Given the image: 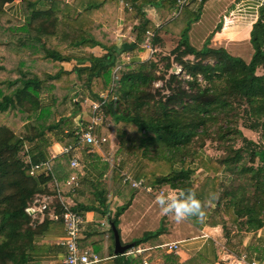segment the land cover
<instances>
[{
    "label": "trees",
    "instance_id": "trees-1",
    "mask_svg": "<svg viewBox=\"0 0 264 264\" xmlns=\"http://www.w3.org/2000/svg\"><path fill=\"white\" fill-rule=\"evenodd\" d=\"M14 1L0 0V116L8 115V121L0 123V264H30L37 240L64 227L50 216L55 206L42 219L27 208L41 193L56 194L43 187L70 175L63 167H70L75 151L55 158L52 173L31 175L30 170L46 158L51 132L61 131L65 144L77 141L75 129L71 130L73 117L82 113L86 96L101 103L95 112L88 107L90 112L104 111L116 126L119 142L141 157L137 179H143V185L157 190L167 185L178 194L191 189L204 202L203 215L188 218L197 226L222 225L226 233L236 226L240 234L263 225L264 23L260 19L251 31L252 57L246 60L214 46L212 36L201 48L191 43L189 31L203 4L198 10L185 7L158 26L145 5L163 7L170 15L178 0H20L24 19L8 11ZM122 1L132 9L125 12L124 39L118 45ZM148 31L153 32L150 43L168 52L136 60ZM97 46L104 50L101 56L90 51ZM125 54L133 59L127 62ZM71 59L79 63L73 80L63 65ZM103 91L109 92L105 100ZM80 123L85 124L83 115ZM102 127V134L109 135L110 130ZM244 129L258 132L259 140L246 136ZM208 141L218 154H204ZM127 187L131 197L114 213L106 187L97 188V204L81 209L109 213L119 228V218L135 192ZM54 201L59 202L57 197ZM56 212L61 213L60 208ZM163 233L164 223L144 233L132 243L153 241V250L131 260L115 255L116 264H143L144 259L157 257L164 264H202L198 254L181 262L180 256L168 252L162 246ZM228 246L232 250L231 242Z\"/></svg>",
    "mask_w": 264,
    "mask_h": 264
},
{
    "label": "crops",
    "instance_id": "crops-1",
    "mask_svg": "<svg viewBox=\"0 0 264 264\" xmlns=\"http://www.w3.org/2000/svg\"><path fill=\"white\" fill-rule=\"evenodd\" d=\"M65 1L67 3L70 2L69 0ZM124 3L125 2L122 1L119 8L118 26L116 30L118 45H121L124 39L123 22L125 18V12L129 10L125 8ZM202 4L203 6L200 18L192 23L191 29L189 31L191 43L197 48H201L205 44L206 40L212 36V44L214 46L224 47L232 55L250 60L253 54L251 31L253 25L259 19L264 23V0H191L189 4L184 6V8L190 7L193 10H198ZM147 6L157 8L155 5L147 4L144 7L145 11ZM177 7L178 6H176L175 9H177ZM7 9L15 17L24 19L23 8L20 0H16L13 3L8 4ZM175 9H173L171 13ZM160 10L165 11V8H161ZM208 13L212 16V18L209 23H206L205 16L208 15ZM147 15L155 22L156 25H158L159 22H157V20H154L151 16H149L148 13ZM161 23L162 22L160 21V25H162ZM225 23L228 24L225 25ZM155 48L157 49V47ZM90 51H92L97 56H101L104 53V50L98 46L90 49ZM75 53L78 55L83 54L82 52ZM153 55L154 54L146 49L143 44V49L138 52L134 59L146 61L152 58ZM124 56L126 57L127 62L133 59V57H130L129 54H125ZM67 64L72 66L68 67ZM63 65L66 70L71 72L70 77L72 73L77 76L75 68L79 66L78 60L71 59L64 61ZM260 73H264V70H260ZM86 97H88V99H90L92 102L95 101L89 96ZM84 109L85 111L82 109V113H79L76 115V117H73L75 126L73 125L71 130L75 129V135L78 129H86L91 124L90 118L88 119L85 115H90V117H93L94 114L90 112L91 110H89V108L85 107ZM82 115L85 119V124L80 123ZM103 115L108 117L105 114ZM101 121L102 119H100L98 126L95 125L96 128L94 126L93 130L95 133L101 136H106L108 139L107 142L101 144L100 146H80L71 157V159L74 157L77 158L80 162V166L78 168L72 167L70 161V167L68 166L69 168L67 165L63 167V172H68L70 175L75 174L78 176V185L75 188V192L69 191L67 189L68 187L64 186L66 179H64L63 182H61V180L59 182L65 189L64 195L66 201L71 203L75 210H79L85 218L84 228L80 238L81 246L90 248L101 257L102 260L95 264H116L115 255L117 254L115 253V237L114 240L111 238L110 229L113 230V228L109 219V213L105 215L98 211L83 210L81 208L97 204V188L100 189L101 187H106L109 196V210L113 213L115 210H117V208H119V206L127 202V200L131 197L129 192L130 190H128L127 185L131 186L133 190H135V192L131 193L133 198L132 203L128 208L132 207L133 202L135 201L137 190L142 189L151 197L153 196L152 194L154 188L151 184L143 185V179H137V176L143 167L141 157L137 156L131 166H127L125 161L122 163L120 161L113 162L112 158L108 157L114 152L115 148L113 145L108 144L109 138L112 137L111 133H109V135L102 134L101 131L103 129V124L101 125ZM49 135L52 139V143L46 150V158L44 160H49L51 153H60L58 156L63 155L61 150L62 147L66 145L62 141L65 136L64 134H61V131L58 133L51 132ZM119 144L121 143L119 142ZM30 147H32V145ZM30 147L28 145V148ZM96 152L100 156L99 161L98 159H93V153ZM60 164L61 163H59L58 166ZM126 175H129L130 178L126 179ZM131 180L139 182L142 181V184L136 187L132 184ZM43 188L49 189L54 193L52 183H49ZM162 189L163 188H161V190ZM38 196L40 198L52 196V194L41 193ZM51 206H55L56 209L60 208L62 212L60 202L55 203L54 201ZM150 206L151 204L148 203L147 209H150ZM56 209L54 212H56ZM125 213L126 211L119 218L118 230H120L119 233L121 242L123 244H128L132 243V241L135 239L140 238L148 231H145L140 237L134 238V236L130 234L132 231L129 229V232H126L125 239H123L122 234L123 224L125 223ZM45 214L46 212L44 215L38 213L41 219L45 216ZM167 216L168 215H161L162 219ZM172 222L174 223L173 220ZM137 223L138 221H136L135 224ZM170 225V229L164 227V233L160 236L161 240L164 242L162 246L168 247L165 245L168 243L180 244L177 252L174 253L180 256L181 262L197 254L200 256L202 264H246L251 261H264V223L257 230L244 231L240 234H238L239 231L236 226H233L231 233H226L222 225L209 226L206 223H203V225H199L197 227L198 233L192 235L191 237L190 235H184L183 233L179 234V232L175 234L173 231V224L170 223ZM64 233V227L61 225V227L59 229L57 228L56 231L46 234L45 236H41L36 242L37 247L33 252V257L30 264H65L64 260L66 257V247L59 243L60 239L64 236ZM169 235H173V238L168 239ZM236 235H240V237L236 238ZM230 242L233 246H231L232 250L228 246ZM139 245L150 247V249L147 251L153 250V241ZM168 252H172L169 247ZM135 256L137 255L126 257L131 260ZM145 260L148 259H144V261ZM149 264H164V260L161 257H157L156 259L149 261Z\"/></svg>",
    "mask_w": 264,
    "mask_h": 264
},
{
    "label": "built area",
    "instance_id": "built-area-1",
    "mask_svg": "<svg viewBox=\"0 0 264 264\" xmlns=\"http://www.w3.org/2000/svg\"><path fill=\"white\" fill-rule=\"evenodd\" d=\"M191 0H178V7L171 13V18H176L179 16L181 11L183 10L184 6L189 4ZM125 8L131 10L132 7L124 3ZM228 23H225L227 25ZM153 36L152 31L147 32V40L144 43V47L148 49L152 54L155 53L157 50L151 43H150V38ZM117 71V70H115ZM109 92L108 91H103L101 93V97L104 98V100L108 97ZM93 106V111H97L101 103L99 102H94ZM97 115H93V119L91 121V124L88 126L86 129H78L76 132V139L77 141L75 143H68L62 147L61 153L62 154H69L73 151H76L80 146L82 145H90V146H100L101 144L107 142V137L106 136H101L97 133L94 132V126L98 125L100 122V119L97 118ZM60 153L54 154L51 153V157L49 160H44L41 161L40 163L32 164L30 173L31 175H36L40 171H47L52 173L53 172V167H52V162L55 158L58 157ZM71 165L72 167L78 168L80 166V162L77 158H72L71 159ZM130 178L129 175H126V179ZM132 184L134 186H140L142 184V181H135L131 180ZM53 190L56 193V197L59 199L60 205L62 212L60 214L54 212V209L52 212H50L51 218L54 220H61L64 224V236L60 239V242L62 245L66 247V257H65V264H95L100 262L102 259L101 257L95 253L93 250L90 248H85L81 246L80 244V238L82 236L83 228H84V223H85V218L83 214L75 210L72 207V204L66 201L65 198V189L63 188L62 184H60L59 180L57 178H54L53 182ZM64 186L68 187L67 189L69 191L75 192V188L78 185V176L73 174L70 175L69 177L66 178L64 182ZM163 193V191L161 192ZM55 195L52 196H46L40 197L37 196L36 200L33 202L31 206L27 208L28 212H31L33 214L36 213H41L44 215L47 209L51 207V204L54 202V199L56 198ZM169 247V249L172 252H177L180 244L178 243H173V244H165ZM150 247H144L142 245H135L130 247L125 251V255L130 257L134 255H142L144 254ZM144 264H149L148 260L144 261ZM246 264H264V261H251Z\"/></svg>",
    "mask_w": 264,
    "mask_h": 264
},
{
    "label": "rangeland",
    "instance_id": "rangeland-1",
    "mask_svg": "<svg viewBox=\"0 0 264 264\" xmlns=\"http://www.w3.org/2000/svg\"><path fill=\"white\" fill-rule=\"evenodd\" d=\"M161 8L163 9V7ZM161 8H152L151 6L146 7V12L149 14V16H151L154 20H157V22H159L158 26L160 25V21L162 22L161 24H164L168 20L171 19V16L169 14H166V10L165 11L160 10ZM205 17H206L205 22L209 23L211 21L212 16L208 13V15H206ZM157 49L158 50H156L155 52H162V53L168 52L166 49H163L159 46L157 47ZM67 66L70 67L72 65L67 64ZM174 68L179 69L177 67H174ZM177 71L180 72V70H177ZM74 78H76V75L72 73L70 79L73 80ZM160 84L161 83H158V85ZM71 86L76 87V85L74 84H72ZM94 102L95 101L93 102L90 101L88 97H84L82 99L83 110L85 111L84 108L85 107L88 108L89 106H91V104L93 105ZM103 114H104V111L100 112V115L97 116V118L102 119L101 123L104 124L105 128L110 130L112 137L109 138L108 144L113 145V147L115 148L114 152L110 154V156L108 157H111L113 162L120 161L122 163L123 161H125L127 163V166H131L134 163L137 156L126 148V146H128L127 143L119 144V139L117 138L116 126L114 125V122L111 120L110 117H106ZM85 116H87L88 119L90 118V120L92 121L93 118L90 117V115L89 116L85 115ZM7 121H8V115L0 116V123H5ZM244 133L246 134V136L253 138L255 140H259L260 138V134L252 130L244 129ZM209 144L210 142L208 141L205 147V150L203 151L204 154L210 155V156L218 154V151ZM93 155H94L93 159H98L99 161L100 156L98 155V153L97 152L93 153ZM201 171L202 170H198V172H201ZM162 188H163L162 190H159V189L157 190L156 188H154L153 194H152L153 196L151 197L149 194L145 193V191H143L142 189L137 190L136 195H135V201L133 202L132 207L128 208L124 215L125 223L123 224V234H122L123 239H125L126 232L127 231L129 232V229L132 231L130 232V234L134 236V238H137V237H140L145 231L152 232L156 230L163 223H164V227H166L167 229L171 228L170 223H172L174 226L173 231L175 234L179 232V234L183 233L184 235H190L191 237L192 235H195L198 233V229H197L198 226L191 219H186L181 223H177L173 218H171L170 216H167L163 218L164 222L161 221L162 219L161 215L164 216L165 214L162 212L160 205L157 202V197L162 194L161 193L162 191L165 194L170 193L173 195H178L177 190L170 189L169 186L167 185ZM148 203L151 204L150 209H147ZM172 220L174 221V223L172 222ZM136 221H138L137 224H135ZM188 223H191L193 226ZM172 238H173V235L168 236V239H172Z\"/></svg>",
    "mask_w": 264,
    "mask_h": 264
},
{
    "label": "clouds",
    "instance_id": "clouds-1",
    "mask_svg": "<svg viewBox=\"0 0 264 264\" xmlns=\"http://www.w3.org/2000/svg\"><path fill=\"white\" fill-rule=\"evenodd\" d=\"M157 202L162 212L177 223L191 217H200L204 213V202L191 189L182 191L178 195L162 193L157 197Z\"/></svg>",
    "mask_w": 264,
    "mask_h": 264
},
{
    "label": "water",
    "instance_id": "water-1",
    "mask_svg": "<svg viewBox=\"0 0 264 264\" xmlns=\"http://www.w3.org/2000/svg\"><path fill=\"white\" fill-rule=\"evenodd\" d=\"M173 70H177L176 68H173ZM112 228H113V232H114V237H115V253L117 255H121L124 254L125 251L127 249H129L130 247L134 246L135 243H128V244H123L121 242V238H120V233L118 228L116 227L115 224L112 223Z\"/></svg>",
    "mask_w": 264,
    "mask_h": 264
}]
</instances>
